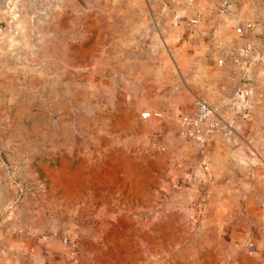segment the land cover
Instances as JSON below:
<instances>
[{"label": "rangeland", "instance_id": "374dc122", "mask_svg": "<svg viewBox=\"0 0 264 264\" xmlns=\"http://www.w3.org/2000/svg\"><path fill=\"white\" fill-rule=\"evenodd\" d=\"M155 2L0 0V222L53 223L71 264H264V198L229 214L185 196L121 116L148 38L114 13Z\"/></svg>", "mask_w": 264, "mask_h": 264}, {"label": "crops", "instance_id": "0c3cea01", "mask_svg": "<svg viewBox=\"0 0 264 264\" xmlns=\"http://www.w3.org/2000/svg\"><path fill=\"white\" fill-rule=\"evenodd\" d=\"M165 1L164 13H114V28L148 38L137 60L143 77L127 93L121 116L142 129L145 148L185 196L229 214L257 212L264 198V0ZM137 20L150 29L141 35ZM198 99L218 110L215 132L196 135L181 126ZM143 112L159 117L139 118ZM4 226L0 264H71L66 237L49 234L53 223Z\"/></svg>", "mask_w": 264, "mask_h": 264}, {"label": "built area", "instance_id": "2783aa9c", "mask_svg": "<svg viewBox=\"0 0 264 264\" xmlns=\"http://www.w3.org/2000/svg\"><path fill=\"white\" fill-rule=\"evenodd\" d=\"M191 24L195 23V20L190 21ZM246 28H250L251 24L247 23ZM242 28H237L236 32L240 33ZM143 119L150 117L158 118L157 112H143L141 114ZM182 127L191 129L194 134L199 135L204 132H215L221 126V120L218 115V110L211 106L204 99H198L195 102V113L191 117H184L180 120Z\"/></svg>", "mask_w": 264, "mask_h": 264}, {"label": "bare ground", "instance_id": "6f19581e", "mask_svg": "<svg viewBox=\"0 0 264 264\" xmlns=\"http://www.w3.org/2000/svg\"><path fill=\"white\" fill-rule=\"evenodd\" d=\"M40 26V25H39Z\"/></svg>", "mask_w": 264, "mask_h": 264}]
</instances>
